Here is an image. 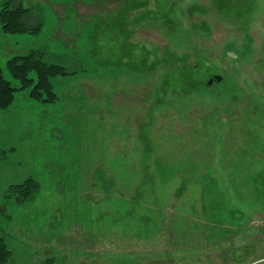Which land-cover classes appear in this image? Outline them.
<instances>
[{"label": "rangeland", "instance_id": "obj_1", "mask_svg": "<svg viewBox=\"0 0 264 264\" xmlns=\"http://www.w3.org/2000/svg\"><path fill=\"white\" fill-rule=\"evenodd\" d=\"M19 4L0 67L42 52L70 74L0 111L8 264H264V0Z\"/></svg>", "mask_w": 264, "mask_h": 264}, {"label": "trees", "instance_id": "obj_2", "mask_svg": "<svg viewBox=\"0 0 264 264\" xmlns=\"http://www.w3.org/2000/svg\"><path fill=\"white\" fill-rule=\"evenodd\" d=\"M14 0L0 3V25L3 33H20L27 31L23 20L30 9L22 5L13 7ZM37 31V28L34 29ZM8 74L15 83L5 78ZM30 74L34 76L31 77ZM70 74L64 67L44 61V53L32 52L17 54L8 59L4 68L0 67V111L8 110L14 101L15 92L23 91L28 96L41 103H54L57 95L53 92L51 78L58 75ZM38 184L33 178H27L22 184L11 186L6 193V201L15 196L17 202L34 198ZM12 252L8 249L6 240L0 235V264L11 261Z\"/></svg>", "mask_w": 264, "mask_h": 264}, {"label": "flooded vegetation", "instance_id": "obj_3", "mask_svg": "<svg viewBox=\"0 0 264 264\" xmlns=\"http://www.w3.org/2000/svg\"><path fill=\"white\" fill-rule=\"evenodd\" d=\"M218 77H219V76H215L213 79H210V80H212V82L216 81L217 83H220L221 80H222V78L219 77V78H220V81H218V80H217ZM210 80H209V81H210ZM207 84H208V83H207ZM208 86H209V85H208Z\"/></svg>", "mask_w": 264, "mask_h": 264}, {"label": "water", "instance_id": "obj_4", "mask_svg": "<svg viewBox=\"0 0 264 264\" xmlns=\"http://www.w3.org/2000/svg\"><path fill=\"white\" fill-rule=\"evenodd\" d=\"M217 80L220 81V78L218 77ZM211 83H212V80H210L207 85H210Z\"/></svg>", "mask_w": 264, "mask_h": 264}, {"label": "crops", "instance_id": "obj_5", "mask_svg": "<svg viewBox=\"0 0 264 264\" xmlns=\"http://www.w3.org/2000/svg\"><path fill=\"white\" fill-rule=\"evenodd\" d=\"M6 240V239H5ZM6 243H7V241H6Z\"/></svg>", "mask_w": 264, "mask_h": 264}]
</instances>
